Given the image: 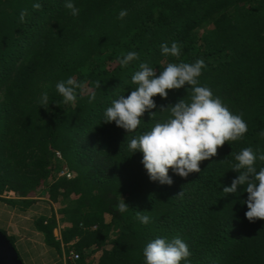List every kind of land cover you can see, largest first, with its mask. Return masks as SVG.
<instances>
[{"label": "trees", "instance_id": "obj_1", "mask_svg": "<svg viewBox=\"0 0 264 264\" xmlns=\"http://www.w3.org/2000/svg\"><path fill=\"white\" fill-rule=\"evenodd\" d=\"M39 2L34 10L33 0H0V202L22 212L38 198L58 204V219L50 208L34 227L47 247H63L65 264H144L143 248L160 236L184 239L191 264H264V220L245 217L242 186L237 194L222 192L239 175L231 168L241 149L264 153V0H75L78 17L64 0ZM121 10L127 16L118 19ZM174 41L181 56H163L160 45ZM128 51L140 59L121 68L118 57ZM200 58V84L242 114L248 132L218 147L200 172L180 177L170 169L174 183L160 185L128 142L169 118L160 106L190 98L191 89L154 97L157 109L134 133L103 122V113L136 87L131 76L139 63L159 74L169 62ZM69 76L86 87L75 104L64 105L55 85ZM44 91L59 106L41 107ZM119 193L130 207L123 214ZM138 213L151 222L141 224Z\"/></svg>", "mask_w": 264, "mask_h": 264}, {"label": "clouds", "instance_id": "obj_2", "mask_svg": "<svg viewBox=\"0 0 264 264\" xmlns=\"http://www.w3.org/2000/svg\"><path fill=\"white\" fill-rule=\"evenodd\" d=\"M34 10L42 8L39 0H33ZM64 7L71 16L78 17L80 8L75 0H64ZM28 10L23 9L19 15V21L25 23ZM127 16V10H121L118 19ZM163 56L179 58L181 46L178 42L160 45ZM140 59L136 51H128L118 57L121 68H127L130 64ZM139 70L131 76L135 88L128 95L120 94L113 99L103 113V122H115L117 127L124 129L128 134L134 133L140 127L142 117L146 112L157 109L154 97L163 99L168 97V90H179L186 85L191 89L190 98L179 99L175 104L167 107L160 106V111L170 113L169 118L163 122L155 123L149 130L133 136L128 142V150L131 156L137 152L142 153L141 163L146 170L150 181L160 185H172L173 175L187 177L190 173L200 172V162L211 159L217 155L218 147L225 142L239 141L248 132V125L242 114L233 113L219 96L214 95L212 89L200 84L199 77L206 68L204 59L195 62H169L159 71L151 67L147 62L138 65ZM101 85L96 83V87ZM86 82L69 76L60 80L56 85V92L62 97L64 105L75 104L78 98H82ZM187 88V89H188ZM96 95L92 92L88 102L92 103ZM38 103L41 107L48 108L50 96L47 91L40 94ZM59 106V105H58ZM156 113V112H155ZM155 113H152L151 118ZM259 135L264 138V130ZM236 163L232 170L239 173L230 186H224L226 195L237 194L242 186L247 199L243 201L247 205L245 217L250 222L257 219L264 220V166L257 167V161H264V153H258L252 147H246L234 157ZM171 169L172 174H169ZM118 211L123 214L130 207L119 193ZM141 224L148 225L151 217L137 214ZM191 251L184 239L177 236L169 239L160 236L143 248L144 264H191Z\"/></svg>", "mask_w": 264, "mask_h": 264}, {"label": "crops", "instance_id": "obj_3", "mask_svg": "<svg viewBox=\"0 0 264 264\" xmlns=\"http://www.w3.org/2000/svg\"><path fill=\"white\" fill-rule=\"evenodd\" d=\"M40 203L36 202L33 207L23 212L2 203L4 206H0V228L13 239L23 264H65L63 247L61 252L47 247L42 235L34 227L36 219L51 214L50 208L46 204L39 206Z\"/></svg>", "mask_w": 264, "mask_h": 264}, {"label": "water", "instance_id": "obj_4", "mask_svg": "<svg viewBox=\"0 0 264 264\" xmlns=\"http://www.w3.org/2000/svg\"><path fill=\"white\" fill-rule=\"evenodd\" d=\"M0 264H23L15 247L2 232H0Z\"/></svg>", "mask_w": 264, "mask_h": 264}, {"label": "rangeland", "instance_id": "obj_5", "mask_svg": "<svg viewBox=\"0 0 264 264\" xmlns=\"http://www.w3.org/2000/svg\"><path fill=\"white\" fill-rule=\"evenodd\" d=\"M37 202L39 203V202H41L40 204H39V206H42L43 207V205H45L46 203H44V199L43 198H38L37 199ZM0 206H4L3 204H2V202H0ZM42 204V205H41ZM46 207H49V208H51V209H53L54 211H55V214H56V211H57V209L59 208V205L58 204H52L51 206L50 205H45ZM56 219H58V215L56 214ZM59 228H60V226H58V228L56 229V230H54V233L53 234H57V236H55V237H57V238H59ZM0 231H4V229H2V228H0ZM5 233V232H4ZM6 234V233H5ZM8 236V235H7ZM9 237V236H8ZM15 245V244H14ZM17 251V250H16ZM18 252V251H17ZM64 255H65V250H64ZM19 256V255H18ZM20 260L22 261V259L20 258ZM23 263V262H22Z\"/></svg>", "mask_w": 264, "mask_h": 264}, {"label": "built area", "instance_id": "obj_6", "mask_svg": "<svg viewBox=\"0 0 264 264\" xmlns=\"http://www.w3.org/2000/svg\"><path fill=\"white\" fill-rule=\"evenodd\" d=\"M61 174H63V173H61ZM68 257H69V259H73V260H75L76 258H78V256L75 253H73V252H69Z\"/></svg>", "mask_w": 264, "mask_h": 264}]
</instances>
